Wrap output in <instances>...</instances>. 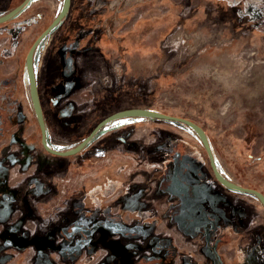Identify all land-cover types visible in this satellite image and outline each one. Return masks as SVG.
<instances>
[{"label": "rangeland", "instance_id": "1", "mask_svg": "<svg viewBox=\"0 0 264 264\" xmlns=\"http://www.w3.org/2000/svg\"><path fill=\"white\" fill-rule=\"evenodd\" d=\"M18 2L20 0H0V10L11 8ZM128 12L132 25L126 27L131 33V50L126 51L125 56L123 53L122 56L117 52L110 53L109 58L110 62L119 58L125 71L114 73L111 63L102 65L106 67L111 84L97 88L87 86L90 81L83 79L82 86L72 96L74 102L80 103L78 108L86 110L94 118L85 136L106 114L126 108L144 107L183 116L205 129L217 165L226 174L236 183L264 193V0H242L231 5L220 0H149ZM27 17L26 13L18 14L14 20L22 21ZM14 20L0 26V79L14 78L12 84L18 81L17 95L26 111L33 112L24 56L42 27L33 30V26H12L16 22ZM17 44L21 46L17 48ZM18 49H22L18 52L20 60L16 55ZM106 90L109 94L97 100L98 93ZM140 121L137 125L144 128L141 132L143 138L152 139L154 127L176 133L180 138H175L172 147L191 153L193 159H202L211 173L207 152L191 127L164 120L144 118ZM37 130L40 134L38 127ZM2 138L0 135V140ZM115 155L119 156L120 152L116 151ZM109 157V162L115 159L116 167L123 163V159L119 162L120 158L112 154ZM109 157L101 163V171H107ZM95 161H88L80 176L61 179L64 195L80 189L82 184L91 190L92 179L96 177L95 168L99 165ZM129 162L133 170H126L125 176H122L123 172L119 176L124 177L127 183L128 180L136 182L125 186L126 189L131 188V194L124 190L122 198L131 204V216L135 220L132 227L120 225L122 233L134 241L123 247L117 245L116 259L121 263L137 257V264H157L168 262L177 251L178 254H186L185 264H211L204 250L197 248L196 237L169 223L166 216L169 199L166 195L155 196L151 175L141 172L142 169L153 171L152 163L145 166L146 163L139 158L126 163ZM11 173L13 183L22 179L18 167H13ZM103 195L102 200L94 197L87 204L94 207L113 203ZM210 195L216 198L212 192ZM247 198L258 206L256 214H247L248 222L260 223L264 220L262 204L255 196ZM49 209L46 206L44 211L48 213ZM222 215L223 219L230 221L226 212ZM157 219L159 221L155 225L154 220ZM117 221L123 223L122 220ZM243 232L242 229H233L224 237L221 251L227 263L264 264V244L261 249L257 248V242L253 243V240L257 241L255 235ZM136 239L143 247L138 242L134 243ZM26 256H22L21 263L29 262ZM179 260L181 258L177 255L174 263H179Z\"/></svg>", "mask_w": 264, "mask_h": 264}, {"label": "crops", "instance_id": "2", "mask_svg": "<svg viewBox=\"0 0 264 264\" xmlns=\"http://www.w3.org/2000/svg\"><path fill=\"white\" fill-rule=\"evenodd\" d=\"M72 1L73 7L65 25L55 29L47 37L36 50L34 59L45 114L47 142L51 147L63 151L75 147L86 137L85 133L94 119L87 111L77 113L75 102L67 98L82 86V76L87 66L108 65L110 53L117 52L120 56L123 53L125 56L126 51L131 50V33L127 27L132 24L129 22L131 14L128 11L149 0H125L126 6L124 0ZM43 4L58 13L63 1L32 0L20 13H26L28 17L22 21L18 19V27L35 28L37 23L34 18L35 11H39ZM125 18L127 20L124 21ZM18 46L19 44L17 48ZM18 52L17 50L16 55ZM108 91L98 93L97 100L103 99L109 94ZM21 111L23 115L13 119L0 140V264H23L21 263L23 255L28 257L27 264L83 263L79 260H67L60 243L61 229L68 227L78 217L77 214H69V210L75 202L73 198L80 190L76 189L64 195L60 185L62 178L80 176L79 173L84 171L89 164L88 161L96 160L95 163L99 164L95 168L96 177L92 179V188L97 191L92 194L102 200L101 196L106 189L107 192L103 196L107 195L106 199L110 200V196L116 195V192L124 195L123 191L127 190L131 194V188L126 187L136 183L134 180H128L127 183L124 177L119 176L126 170H133L131 162L126 163L128 160L139 158L158 161L163 159V154L176 151L183 156L187 154L182 149L172 147V143L176 142L175 138H180L176 133L154 127L151 130L153 138L146 139L141 133L144 132V128H138L137 125L144 118L125 117L107 124L79 153L70 156L56 155L43 147L33 112L26 111L24 107ZM127 118H130L129 121H121ZM116 151L120 152L117 156L120 158L119 162L123 159V163L118 167L115 159L109 162L111 154L117 158ZM105 157H109L106 172L100 170ZM195 160L202 163L201 167L198 165L197 170L202 167L206 169L202 159ZM13 167H18L22 175L18 183L12 181ZM218 168L223 175L234 181L219 165ZM141 172L151 175L150 182L155 186L152 193L155 196H167L166 192L159 195L160 180L164 177L165 171L142 169ZM210 175L217 182L212 171ZM190 178L191 182L199 183L196 172H191ZM214 184L219 189L217 193L220 194V198H225L224 202L218 201L224 205L225 212L230 216V224L234 227L242 225L244 231L249 224L247 214L258 212L256 209L258 206L251 204L252 199L247 198L248 196L254 198V195L221 189L218 182ZM83 188L87 189L84 186ZM207 192L209 195L207 200L216 203L215 199L211 198V193ZM122 202L127 205L126 211L131 214L133 211L131 204H128L126 199ZM46 206L50 207L48 213L44 211ZM262 215L264 217V211ZM27 223L31 225L28 226ZM259 225L260 231L254 234L257 241L255 239L253 243L257 242V248L261 249L264 244V220L260 221Z\"/></svg>", "mask_w": 264, "mask_h": 264}, {"label": "flooded vegetation", "instance_id": "3", "mask_svg": "<svg viewBox=\"0 0 264 264\" xmlns=\"http://www.w3.org/2000/svg\"><path fill=\"white\" fill-rule=\"evenodd\" d=\"M125 2L126 1L124 0V5L126 6ZM72 7L73 1L71 0V5L68 14L58 24L56 29L61 28L65 25L68 16L71 13ZM56 14L57 13L51 10L48 5H41L40 10L35 11L34 18L36 19L37 23H35L36 27L33 30H35L37 27H43L47 22H49L51 18L54 19ZM14 21L16 22L12 26H18L17 20ZM38 36L32 39L28 50L34 42L35 38H37ZM19 50L20 49H18V51ZM21 51L22 49L20 50V52ZM27 52L24 56V67L26 74ZM17 57L20 60L19 54H17ZM101 66L102 65H100V67ZM88 69H97V67L93 68L87 66L83 72V79H85V72ZM17 78L18 75L16 76V79ZM13 79L14 78L0 79V135L3 136L8 126L12 124L13 119L15 117L20 118L23 115L21 111L23 108V104L21 98H19L17 95V92L19 90V84L18 81H16V84L15 82L14 84H12ZM28 87L33 115L37 120V116L31 98L30 85H28ZM72 94L74 95V93ZM72 94L67 98V100H72ZM74 105L76 107L77 113L86 112V110H79L77 102H75ZM38 128L40 129L39 124ZM177 152L178 151H176V153L174 152L170 154H163V161L145 159H140V161L144 163H154L156 166L153 167V169H160L165 171L163 174L164 177L160 180L159 195L164 194L165 192L167 193L169 203L167 205L166 215L167 218H169V223L176 225V227H179L181 230H183L190 236L196 237L198 242L197 248L200 250H204V253L207 255V258L210 260L211 264H220L219 260L217 259L218 254L221 256L224 264H228L225 256L221 251L224 237L230 234L233 229L243 230V227L242 225H237V227H233L230 224L231 220L228 221L226 218L223 219L222 212H225V208L222 203L219 204L218 200L224 202L225 198H220V194L217 193L218 188L215 186L214 183L218 182L221 189L227 187L222 185L217 180L212 168L211 171L213 173V177H215L217 182H215V180L212 181V177L207 169H203L202 167V169L197 170L198 165L199 167H201L202 163H200L199 161L196 162V160L193 159L192 156H190V153L186 152L187 154L183 156L182 154H178ZM138 164L140 163L138 162ZM193 171L197 173V177L199 178V183L197 184L190 181V174ZM79 190L80 191L78 195L73 198L75 202L73 203V207L71 208L72 211L69 210V214L74 213L77 214L78 217L74 219L70 223V225H68V227L61 229L62 240L60 241V243L64 248V256L66 257V259L69 261H83L82 264H89L91 262H94V264H137L138 261L135 259L137 257H130L121 263L116 259L115 249L117 245L123 247L124 245L130 244L134 241L133 238L124 235L121 231L122 226L123 228L132 227V224H134L135 220L134 217H132L131 214L126 211L127 205L125 203L124 205H122L123 194L111 195L110 200H113V203H110V205H96L94 207H90L87 202L89 199H93L95 197L92 194L93 192L90 191H95V189L91 188V190H84L82 184ZM207 191H209L210 193L212 192V194L216 197L211 198L215 199V202L217 204L207 200L209 199ZM106 192L107 190L105 189V192L103 194H105ZM107 202L109 201L107 200ZM102 210L105 211V214ZM117 220H122L123 223L121 221V223H118ZM157 222L158 219L154 220L155 225L157 224ZM120 224H122V226ZM258 224L259 223L256 221H254L253 223L249 222V224L245 227L246 229L244 228V232H251V234L258 233L260 231V225ZM136 242L139 243L138 239H136L134 243ZM140 247H143V245L140 244ZM177 255L181 258V261L179 260V263H174V258ZM185 256L186 254H178L177 251H175L172 255V258L168 262L162 261L158 262L157 264H185Z\"/></svg>", "mask_w": 264, "mask_h": 264}, {"label": "water", "instance_id": "4", "mask_svg": "<svg viewBox=\"0 0 264 264\" xmlns=\"http://www.w3.org/2000/svg\"><path fill=\"white\" fill-rule=\"evenodd\" d=\"M31 1L32 0H23L17 6L10 9L8 12L0 15V23L10 20L14 16L22 12ZM70 5H71V0H63V4H62L60 11L56 14V16L51 21V23L34 40V42L30 46L27 52V55H26V70H27V75L29 79L30 93H31L34 110L37 116L38 124L41 130V135H42L41 140H42V145L44 146V148L47 151L53 154H56V155H60V156L75 155L79 153L81 150H83L90 143V141L96 136V134L102 128H104L107 124L117 119L125 118V117L151 118V119H159V120L172 121V122H176L179 124H184L186 126L191 127L195 131V133L198 135V138L202 142V145L204 146L207 152V155L210 160L211 168L217 180L222 185H224L225 187L231 190L244 192V193H248V194H252L256 196L264 208V193L259 189H256L253 187H247L242 184L236 183L235 181H232L231 179L223 175L219 171L215 153H214L211 141L209 139V136L207 132L205 131V129L200 124L196 123L195 121L189 118L183 117V116L173 115V114L165 113V112L158 111L155 109L144 108V107L126 108V109L116 111L113 114L105 117L103 120H101L97 124V126L91 131V133L87 137H85L81 142H79L75 147L71 149H68L65 151L58 150V149L51 147L48 144L47 127H46L44 111H43V107H42V103H41V99H40L39 91H38L35 66H34V56L39 46L47 39V37L56 29L58 24L68 14ZM217 259L219 260L220 264H224L219 254L217 255Z\"/></svg>", "mask_w": 264, "mask_h": 264}, {"label": "built area", "instance_id": "5", "mask_svg": "<svg viewBox=\"0 0 264 264\" xmlns=\"http://www.w3.org/2000/svg\"><path fill=\"white\" fill-rule=\"evenodd\" d=\"M113 62H117V63H113ZM112 67H113V72L117 73V72H121V71H125L124 70V64L120 61L119 58H115L113 59L111 62ZM85 80L86 81H90V83L87 86H92V87H100L102 84L103 85H107V84H111L112 80L110 78V76L107 74V70L105 66H101L97 69H88L85 72ZM86 86V87H87ZM78 107L80 105V103H77ZM81 110V109H79ZM146 166L148 165L147 163H151V162H145ZM156 165L154 163H152V168L155 167ZM89 264H94V262H91Z\"/></svg>", "mask_w": 264, "mask_h": 264}, {"label": "trees", "instance_id": "6", "mask_svg": "<svg viewBox=\"0 0 264 264\" xmlns=\"http://www.w3.org/2000/svg\"><path fill=\"white\" fill-rule=\"evenodd\" d=\"M21 1H23V0H20V2ZM220 1H223V2H226L228 5H231V4H235V3H238V2H240L241 0H237V1H233V0H220ZM20 2H18L15 6H17ZM126 3V2H125ZM15 6H12L11 8H9V7H7V8H5L4 10H0V12H2V13H6V12H8L10 9H12V8H14ZM18 15V14H17ZM16 15V16H17ZM15 17H13V18H11L10 20H8L7 22H9V21H11L12 19H14ZM52 19L53 18H51L50 20H49V22H47L43 27H42V29L40 30V32L38 33V35L51 23V21H52ZM125 20H127L126 18L124 19V21ZM123 21V22H124ZM5 24V22L4 23H2V24H0V26H3ZM37 35V36H38ZM36 39V38H35ZM116 112V111H115ZM114 112H112V113H109V114H106L101 120H103L105 117H107V116H109V115H111V114H113ZM101 120H99L96 124H94L93 126H92V128H91V131L97 126V124L101 121ZM91 131L86 135V137L91 133Z\"/></svg>", "mask_w": 264, "mask_h": 264}]
</instances>
